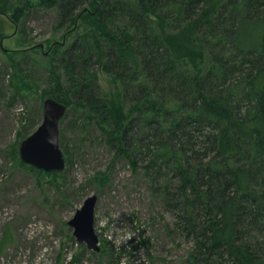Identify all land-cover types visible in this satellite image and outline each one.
Returning <instances> with one entry per match:
<instances>
[{
	"label": "trees",
	"instance_id": "1",
	"mask_svg": "<svg viewBox=\"0 0 264 264\" xmlns=\"http://www.w3.org/2000/svg\"><path fill=\"white\" fill-rule=\"evenodd\" d=\"M8 3L16 25L38 7L67 31L49 52L29 48L11 63L45 73L41 100L65 105L60 124L85 136L73 143L94 131L142 174L171 218L167 235L190 246L186 262L264 264V0ZM99 71L117 85L115 101Z\"/></svg>",
	"mask_w": 264,
	"mask_h": 264
},
{
	"label": "rangeland",
	"instance_id": "2",
	"mask_svg": "<svg viewBox=\"0 0 264 264\" xmlns=\"http://www.w3.org/2000/svg\"><path fill=\"white\" fill-rule=\"evenodd\" d=\"M19 1L11 0L15 5ZM8 5V0H0V264H188L190 246L167 235L165 225L171 218L149 193L142 174L115 158L94 131L79 148L73 138L85 136L67 128L70 119L59 123V141L62 136L68 141L67 154L59 146L72 163L65 160L59 177L20 165L19 146L43 119L46 75L34 66L23 74L10 58L29 48L49 52L67 31L54 32V13L38 7L16 25ZM80 15L77 25L82 29L89 22L85 12ZM33 57L40 63V56ZM98 74L104 95L115 101L117 85L103 72ZM92 195L97 197L98 256L77 244L67 225Z\"/></svg>",
	"mask_w": 264,
	"mask_h": 264
},
{
	"label": "water",
	"instance_id": "3",
	"mask_svg": "<svg viewBox=\"0 0 264 264\" xmlns=\"http://www.w3.org/2000/svg\"><path fill=\"white\" fill-rule=\"evenodd\" d=\"M64 104L47 98L43 101V119L40 125L19 146L20 160L46 173H61L65 158L59 146V123L64 117ZM97 197H87L82 206L67 222L76 243L84 244L89 251L99 252V239L95 232V206Z\"/></svg>",
	"mask_w": 264,
	"mask_h": 264
},
{
	"label": "clouds",
	"instance_id": "4",
	"mask_svg": "<svg viewBox=\"0 0 264 264\" xmlns=\"http://www.w3.org/2000/svg\"><path fill=\"white\" fill-rule=\"evenodd\" d=\"M130 235V234H129ZM121 238H124V237H121ZM120 242V240L119 239H117V241H116V243L118 244Z\"/></svg>",
	"mask_w": 264,
	"mask_h": 264
}]
</instances>
